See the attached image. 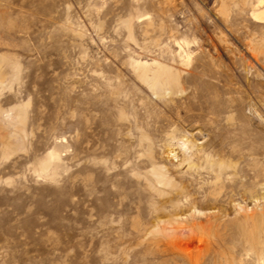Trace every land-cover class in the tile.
<instances>
[{"label": "rangeland", "instance_id": "1", "mask_svg": "<svg viewBox=\"0 0 264 264\" xmlns=\"http://www.w3.org/2000/svg\"><path fill=\"white\" fill-rule=\"evenodd\" d=\"M255 6L0 0V264H264Z\"/></svg>", "mask_w": 264, "mask_h": 264}, {"label": "bare ground", "instance_id": "2", "mask_svg": "<svg viewBox=\"0 0 264 264\" xmlns=\"http://www.w3.org/2000/svg\"><path fill=\"white\" fill-rule=\"evenodd\" d=\"M255 5V4H254ZM252 17L254 20L258 21V22H264V0H256V6L254 7L253 9V12H252ZM155 63H152L151 65H153ZM141 65V63H140ZM143 65H145L143 63ZM146 66V65H145ZM177 88V87H176ZM165 96V95H164ZM191 148V147H190ZM56 156L55 155H52L50 156V158H55ZM184 157V156H183ZM57 158V157H56ZM55 158V159H56ZM59 158V157H58ZM54 159V160H55ZM50 161H52L51 159H49ZM191 163V162H190ZM209 165H210V168L212 167V163L209 162ZM192 165V164H190ZM219 165V164H218ZM222 166V165H220ZM219 166L220 169H217L218 171L221 170V167ZM189 167V166H188ZM192 167V166H191ZM194 167V165H193ZM161 169V168H160ZM211 171H213V169H211ZM214 172V171H213ZM217 173V172H216ZM215 173V174H216ZM153 174L155 175L156 177V182L159 184V185H164V186H167V185H170V180L166 177L165 174H163L161 171L160 172H157L155 170V172L153 171ZM219 174V173H218ZM217 174V175H218ZM216 176V175H215ZM187 256V255H186ZM187 260H188V264H197L195 263L190 257H187ZM262 264V263H261Z\"/></svg>", "mask_w": 264, "mask_h": 264}]
</instances>
